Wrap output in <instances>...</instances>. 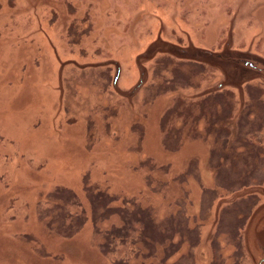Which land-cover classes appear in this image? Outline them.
<instances>
[{"label": "rangeland", "instance_id": "rangeland-1", "mask_svg": "<svg viewBox=\"0 0 264 264\" xmlns=\"http://www.w3.org/2000/svg\"><path fill=\"white\" fill-rule=\"evenodd\" d=\"M179 98L216 113L179 116L169 146ZM263 124L264 0H0V264H254ZM125 216L142 225L109 255Z\"/></svg>", "mask_w": 264, "mask_h": 264}, {"label": "trees", "instance_id": "trees-1", "mask_svg": "<svg viewBox=\"0 0 264 264\" xmlns=\"http://www.w3.org/2000/svg\"><path fill=\"white\" fill-rule=\"evenodd\" d=\"M185 55H186V53L183 54L182 52H178V53H173L172 56L175 57L176 61H178L179 63H182V62H184L183 60L187 58ZM169 57H171V56H169ZM198 57L201 58V59H204V61L195 63V64H198V66L202 67V66L207 65L209 67H212V66L217 67L215 64H217L219 59H216V56L212 57L209 54L203 56V55L199 54ZM227 64H232L233 65V63H228V62H227ZM220 65L222 66L223 64H220ZM174 74H175V76L173 75L174 79L171 80V83L169 82L170 83L169 86H171L172 84H175V80L178 81V82L182 81V75L179 74L177 69L175 70ZM184 75H186V74H184ZM191 75H193V73ZM211 94L212 95H209L208 97H210V98L214 97V99H215L217 94L216 93H211ZM209 99H206V100L203 99L202 102H200V103L196 102V103L192 104L191 107L189 106L187 108L189 111H185L184 112L185 108H184V106H181V102H183V101H181V98H179L178 101H176V105L173 107L174 112H176V113H174L172 116L168 117V114L171 113L170 110H169L168 112H170V113L167 112V114H165V116L163 117L162 128H163V135H164V138H165V143L169 144V146H175L176 145L175 144L176 143V138H178L177 136L179 135V134L176 135L177 130H178L177 129V126H178L177 119H178V117L182 116L184 118L182 120L183 122H185V121L187 122V117H188V122H189V124H191L190 121L194 120V114L196 113V106H200L202 113L210 111L209 105L206 104V102ZM216 100L217 101L215 103H218V101H219L218 97H216ZM212 103H213V101H212ZM215 113H216L215 109L210 111L211 119H213L215 117ZM188 114H190L191 116H188ZM167 121H168V125L166 126ZM186 128L187 127L183 128V131H182L183 133H184V130ZM225 129H227V127H225ZM182 132H181V134H183ZM77 199L78 198H76L75 196L73 197L74 201H76ZM142 219L143 218L139 217V216L136 219L135 218L134 219H128L127 216L124 217V220H127V224H128V221H131L130 222V229L124 231L123 233H122V231H116L114 233V235H110V237L108 238V242L110 241V244L108 245V249H109L108 254L109 255H112L114 252H121L122 250H124V248L125 249L127 248L126 245H127L128 241L130 240V238L132 237V235L134 233V229H139L141 227L142 221H143ZM174 227H175L176 230H178L179 229V223H177V225H174ZM173 229L171 230L172 233L169 234L170 237L174 234V230Z\"/></svg>", "mask_w": 264, "mask_h": 264}, {"label": "flooded vegetation", "instance_id": "flooded-vegetation-1", "mask_svg": "<svg viewBox=\"0 0 264 264\" xmlns=\"http://www.w3.org/2000/svg\"><path fill=\"white\" fill-rule=\"evenodd\" d=\"M262 80V76L260 75V79ZM251 81H247V83L251 84ZM250 84H247V86H249ZM253 100L255 99L254 97L252 98ZM264 125V124H263ZM264 130V128H263ZM257 137H255V140L259 139V142L257 141V143L262 146V153L259 154L260 157V163L259 164V170H255L256 172H258V174H256V181L258 182V184L256 185V183L253 182H249L248 186L246 188H248L249 190H247V194L245 197V202L247 203V208L245 209L246 214V220L249 221L250 219H252V221L257 222V224H264V139L263 141H261L259 135H256ZM262 160V161H261ZM261 208L262 212L261 214L257 217L255 216V212L256 209ZM263 220V222L261 221ZM261 221V222H260ZM264 227V226H263ZM258 229L257 226L254 227V229ZM254 232V231H253ZM246 237H248V235H245V240L248 244H251ZM260 242V241H259ZM261 247H263V252H264V244H262L260 242ZM264 254V253H263ZM254 264H264V257L263 258H255L254 259Z\"/></svg>", "mask_w": 264, "mask_h": 264}, {"label": "water", "instance_id": "water-1", "mask_svg": "<svg viewBox=\"0 0 264 264\" xmlns=\"http://www.w3.org/2000/svg\"><path fill=\"white\" fill-rule=\"evenodd\" d=\"M183 54L187 52H182ZM200 55H208V54H203V53H199ZM212 57H214L212 54H211ZM199 58V57H198ZM226 57L222 56V55H216V59H219L221 61H224ZM229 63H233V65H235V67H239V70L238 72H240L242 74V69L245 71L244 75L247 74L249 71H253L254 73H251V77L250 78H258V76L255 75L256 72H258L257 70V67H256V63L254 60H250V59H245L241 56H234L232 57V59L228 60ZM227 64V62H225ZM256 71V72H255ZM257 74V73H256ZM259 77H260V74H259ZM244 79V78H243ZM253 79H249L248 81H251Z\"/></svg>", "mask_w": 264, "mask_h": 264}, {"label": "bare ground", "instance_id": "bare-ground-1", "mask_svg": "<svg viewBox=\"0 0 264 264\" xmlns=\"http://www.w3.org/2000/svg\"><path fill=\"white\" fill-rule=\"evenodd\" d=\"M127 78H126V76H124V78L122 79V81H125ZM15 91H17V89H15ZM15 91H13V96H15ZM12 96V97H13ZM24 112H26V114L24 113ZM24 112L22 111H19V112H16V113H13V114H15V115H21V117H22V115H28L30 112H28V110H24ZM11 113V112H10ZM6 114L7 116L5 117V121H10V120H12L13 119V117L11 116V114ZM14 115V116H15ZM14 119H15V117H14ZM21 119H23V118H21ZM20 120V118L19 119H17L16 121H19ZM151 120H152V118H151ZM150 128V132H151V139L149 140V144H150V147L154 150V151H156L157 149H156V145H157V140L158 139H156L155 138V136H154V133H156V132H153L152 133V131H151V127H149ZM153 134V135H152ZM154 136V137H153ZM196 145V144H195ZM198 147H200V146H198ZM199 149V148H198ZM197 149V150H198ZM200 150V149H199ZM197 152H199V151H197ZM205 149H201V151H200V153H201V156L203 157L204 155H205ZM90 231V230H89ZM250 236H251V243H252V245H253V247L255 248L256 247V242L257 241H260V238L256 235V233L255 232H251L250 233Z\"/></svg>", "mask_w": 264, "mask_h": 264}]
</instances>
